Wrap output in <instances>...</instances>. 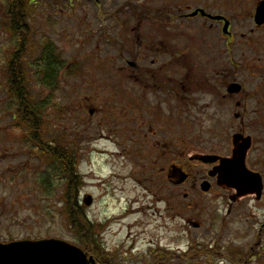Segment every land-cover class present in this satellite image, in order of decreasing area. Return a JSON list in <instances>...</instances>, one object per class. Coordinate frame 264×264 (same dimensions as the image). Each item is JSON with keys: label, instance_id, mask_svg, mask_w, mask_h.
Segmentation results:
<instances>
[{"label": "flooded vegetation", "instance_id": "af4514ba", "mask_svg": "<svg viewBox=\"0 0 264 264\" xmlns=\"http://www.w3.org/2000/svg\"><path fill=\"white\" fill-rule=\"evenodd\" d=\"M29 1L26 60L29 59L32 65H45L48 59L44 58L45 48L53 57L58 56V60L67 64L53 40L47 34L40 35V38L32 27L33 18L30 15L37 3L35 0ZM68 1L71 5L76 2ZM91 1H95L101 18L108 16L115 21V17H122V30L100 26L102 36L97 40L110 45L115 55L106 53V49V54H102L100 44L97 47L101 56L100 60L96 56V60L101 65H110L115 73H96L91 78L92 98L96 102L92 103L90 115L96 118L107 112L110 141L124 145L121 152L128 158L150 163L147 166L150 174L155 171L154 176L165 180L174 190L195 179L190 172L189 161L210 168L205 173L204 170L200 175L198 173L194 186L200 185L205 196L219 190L231 194L228 216L222 219L186 218L184 226L188 230L187 236L192 237L194 231L200 237L215 235L227 227L229 215L237 208V222L245 220L240 227L244 230L238 233L239 243L247 231L253 235L254 242L251 248L235 251L234 258L238 264L252 261L264 264V0H162L156 7L155 0H140L138 3L124 0L122 7L106 11L101 10L99 0ZM13 2L0 0V33L14 40L10 49L2 50L1 53H5L0 54L3 65L0 86L13 103L10 111L17 122L16 73L10 71V76L8 74L17 54V42L7 29H17V20L11 18L13 22H10L6 18ZM225 9L228 13H221ZM213 35L219 41L209 44L208 40ZM100 71L105 73V69ZM29 76H26L28 80ZM233 85H237V93L230 92ZM194 87L205 88L203 93L207 95L211 92V103L203 102L207 96H196L194 92L197 89ZM112 92L117 93L116 98ZM103 103L107 104L106 108ZM227 106H235L237 150L250 146L245 156V168L250 176L246 191L221 187L215 175L222 160L233 159L234 145L230 155L213 150L212 153L197 152L189 159L187 152L186 155L178 152L179 119L184 126L196 123L190 122L191 116L185 121L184 114L195 112L207 116V112H214L212 115L215 119H220ZM25 140L34 146L27 138ZM16 145L15 137H0V166L3 162H9L0 172V177L10 175L13 180L18 173ZM77 152L74 151L80 165L83 156ZM174 169L188 177L183 185L170 183L168 176ZM204 185H208V193L203 191ZM233 198L236 202L231 201ZM73 236L71 242L67 243L78 249L81 264H208L210 258L218 254L196 241H191L185 253L170 244L164 245L162 250L159 244L147 254L152 263H144L146 256L136 252L135 246L124 252L120 247L108 245L104 233L75 232ZM13 237L9 235L6 239H0V245L42 241ZM254 246L261 249L256 250Z\"/></svg>", "mask_w": 264, "mask_h": 264}, {"label": "rangeland", "instance_id": "374dc122", "mask_svg": "<svg viewBox=\"0 0 264 264\" xmlns=\"http://www.w3.org/2000/svg\"><path fill=\"white\" fill-rule=\"evenodd\" d=\"M75 1L71 5L68 0H35L37 7L30 15L37 35L41 38L40 35L47 34L66 59L69 70L63 69L58 87L51 90L49 85H44L36 64H29V59L26 60V68L30 75V91L35 99L34 103L43 108L40 113L43 124L42 141L52 143L61 140L66 147L73 149L76 154L79 151L83 156L78 170L83 177L82 196L93 197V203L86 211L94 231L104 233L103 237L108 245L120 247L124 252L135 246L136 252L146 256L144 263H152L147 254L150 250H155L153 246L161 244L160 248L163 250L164 245L170 244L185 253L191 241H196L209 246L213 250L211 252L218 253L210 258L208 264H238V260L234 258L236 252L251 248L254 240L253 235L247 231L239 243L238 233L244 230L240 227L245 220L237 222V208L229 215L227 227L220 229L215 235L200 237L193 230L195 234L190 240L186 233V218L222 219L228 216L231 194L219 190L205 196L200 185L194 186L198 173L200 175L202 170L205 173L210 168L187 162L195 179L174 190L165 180L154 176L155 171L151 170L153 172L150 174L147 168L150 163L128 158L121 152L124 145L110 141L112 138L107 135L110 125L106 124L107 112L96 118L90 115L92 103L96 102L92 98L91 78L96 73H115L110 65H101L96 60V56L99 58L100 52L104 54L105 49L106 53L115 55L110 45H106L101 39L97 40V37L102 36L100 26L121 31L122 17H115V21L108 16L101 18L95 1ZM99 1L101 10L104 11L120 8L124 2ZM130 1L138 3L140 0ZM155 2L157 5L154 7L159 6L162 0ZM226 10L221 13L227 14ZM218 41L217 36L213 35L208 43L216 44ZM13 44L14 40L10 36L0 33V54L5 53H1L2 50L8 51ZM100 44L102 48L98 52L97 46ZM72 62L74 64H70ZM2 67L0 62V72ZM100 69H105V73ZM194 88L197 89L194 92L196 96H207L203 100L205 104L211 103V92L207 95L203 93L205 88ZM112 93L116 98L117 93ZM8 99L0 86V137H15L16 163L19 164L18 173L13 180L10 175L0 177V239L13 235V238L19 240L56 238L71 242L75 232L70 228L64 205L65 182L59 171V164L45 160L25 140L23 133L26 130L19 128L18 123L13 120V113L10 111L13 103ZM105 102L110 104L106 100ZM106 103L102 104L104 108ZM203 114H184L185 121L191 116L190 122H196L186 126L179 119L178 152L185 155L187 152L189 159L197 152L212 153L213 150L230 155L237 135L235 106H227L220 119H215L212 115L214 112H207V116ZM37 149L41 150L40 147ZM7 164L9 162L2 163L0 172L4 171Z\"/></svg>", "mask_w": 264, "mask_h": 264}, {"label": "trees", "instance_id": "16d2710c", "mask_svg": "<svg viewBox=\"0 0 264 264\" xmlns=\"http://www.w3.org/2000/svg\"><path fill=\"white\" fill-rule=\"evenodd\" d=\"M29 2V0H14L9 7L12 9L10 11L11 15H6V18L10 22H13V20H10L11 18H16L17 20V23L15 22L17 29L8 27L7 29L10 30L8 33L11 36H15L17 42V54L12 61V66L9 68L8 74L10 76V71L16 73L14 84L16 85V95L18 99V127L26 130V132L24 131L23 133V136H25L24 138H27L33 143L36 150L45 160L55 161L59 164V171L65 182L64 205L68 212V220L72 232H92L94 228L87 215L86 208L82 206L79 201L83 178L79 175L77 170L78 166H76L77 160L74 150L66 147L63 141H55L52 143H44L42 141L43 136L41 135V130H43V124L41 123L40 113L43 108L41 105L34 103L35 99L30 92L31 86L28 83L29 80L26 78V57L28 54L27 40L29 35L27 10ZM43 52L44 58L48 59L45 65L36 63L37 71L41 76H44L41 81L45 83V85H49L52 88L51 90H54L58 87L62 70L66 66L63 62L58 60V56L53 57L47 49L44 48ZM42 59L43 56H41V60ZM41 71L44 72L41 73ZM38 147H40L41 150H38ZM46 186L48 187V184H46Z\"/></svg>", "mask_w": 264, "mask_h": 264}, {"label": "water", "instance_id": "95a60500", "mask_svg": "<svg viewBox=\"0 0 264 264\" xmlns=\"http://www.w3.org/2000/svg\"><path fill=\"white\" fill-rule=\"evenodd\" d=\"M230 92L237 93V85H233ZM233 145V159L222 160V165L215 175L218 176L221 187L246 191L250 184V176L245 168V156L250 146L240 147L237 150V136L234 137ZM187 178L182 171L176 169L168 176L169 181L175 186L183 185ZM203 191L209 192L208 185L203 186ZM231 201L236 202V199L233 198ZM92 203V197L85 200L88 207ZM0 264H81V262L78 249L64 241L49 240L0 245Z\"/></svg>", "mask_w": 264, "mask_h": 264}]
</instances>
